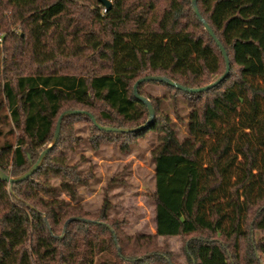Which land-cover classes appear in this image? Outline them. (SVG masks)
<instances>
[{
    "label": "trees",
    "instance_id": "1",
    "mask_svg": "<svg viewBox=\"0 0 264 264\" xmlns=\"http://www.w3.org/2000/svg\"><path fill=\"white\" fill-rule=\"evenodd\" d=\"M111 2L108 8L100 0H0V12L9 7L21 31L9 32L0 14L2 39L14 44L0 102L20 131L15 144L0 149L6 173L19 176L30 168L27 150L37 161L68 109L89 111L104 126L139 127L149 117L134 93L139 78L163 75L200 87L224 73L222 51L192 0ZM198 7L228 53L227 77L198 93L142 82L139 93L150 99L155 116L135 132L101 130L86 114L64 117L39 170L13 184L0 180V264H96L113 248L118 264H179L168 248L119 254L126 241L118 221L109 220L108 196L95 219L59 197L51 178L60 179L71 199L87 185L88 175L72 162L78 140L70 126L80 119L90 123L94 147L121 140L126 148L158 133L152 150L156 232L136 235L138 243L184 236L188 264H264V0H198ZM148 83L174 93L147 94ZM175 94L191 105L182 139L163 109ZM71 217L87 220L69 222L63 233Z\"/></svg>",
    "mask_w": 264,
    "mask_h": 264
},
{
    "label": "rangeland",
    "instance_id": "2",
    "mask_svg": "<svg viewBox=\"0 0 264 264\" xmlns=\"http://www.w3.org/2000/svg\"><path fill=\"white\" fill-rule=\"evenodd\" d=\"M1 13L3 27L8 28L9 32L20 33V23H14L10 8L2 5ZM2 36L0 34V81L4 79L6 72L4 66L8 61L10 62L8 59L14 51L12 39L5 42ZM143 90L154 96H169L174 93L168 87L155 83L146 84ZM2 98L0 90V99ZM163 109L175 122L179 137L181 139L187 137V122L191 111L189 101L183 95L175 94V97L164 101ZM7 113L8 109L0 102V149L3 145L15 144L20 133L10 119L6 118ZM70 127L73 136L78 140L72 162L77 164L81 173L88 175L87 185L79 186L77 197L71 199L60 189V179L51 178L54 189L59 192V197L82 211L80 214L95 219L101 213L104 199L108 196L111 202L108 211L109 220L118 221V227L126 241V251L123 254L122 248H119L117 251L119 254L126 257L138 256L168 248L173 251L176 262L188 264L185 251L188 237H157L152 241L148 239L137 242L136 235L156 232L155 203L152 197L155 191V164L152 150L157 144L158 133L151 131L145 136L135 138L126 148L121 147V140L114 143L100 141L94 147L91 139L94 131L87 120L75 121ZM27 154H30L29 158L32 160L29 164L31 167L35 162L34 157L30 150H27ZM262 236V233L257 232L256 239L260 240ZM248 246L247 240L241 242L243 251L249 250ZM106 259L111 263H120L114 248L109 254L98 257L96 264H102Z\"/></svg>",
    "mask_w": 264,
    "mask_h": 264
},
{
    "label": "water",
    "instance_id": "3",
    "mask_svg": "<svg viewBox=\"0 0 264 264\" xmlns=\"http://www.w3.org/2000/svg\"><path fill=\"white\" fill-rule=\"evenodd\" d=\"M104 5H106L108 8L111 7V0H100ZM192 5L194 7V10L196 12V14L198 15L199 19L202 21V23L204 24L205 28L208 30V32L210 33V35L215 39L217 45L220 47L222 54L225 58V62H226V69L224 71V73L222 75H220L216 80H214L213 82L204 85V86H200V87H188L186 85H183L177 81L172 80L171 78H168L166 76L163 75H148V76H144L139 78L135 84H134V93L135 96L141 100L142 102H144L149 110V117L148 120L141 126L139 127H113V126H104L102 124H100L97 119L95 118V116L90 113L89 111L86 110H80V109H68L66 111H64L58 121H57V126H56V130L54 133V137L52 140V143L50 145H48L39 155L37 161L35 163H33L31 165V167L24 172L23 174L19 175V176H12L8 173H6L1 167H0V180L2 181H6L9 182L10 184H13L15 182H20L23 180H26L27 178H29L32 174H34L37 170H39V168L42 166L48 152L50 151V149L57 143V140L60 136V131H61V124H62V120L64 117L69 116V115H74V114H86L89 117H91L93 123L95 126H97L99 129L101 130H105V131H112V132H135L137 130H141L144 127L148 126L154 119L155 116V111H154V107L153 104L151 103L150 99L145 97L144 95L139 93L138 90V86L139 84H141L142 82L145 81H162V82H166L171 86H174L182 91L185 92H189V93H198V92H203L206 90H209L211 88H214L215 86H217L218 84H220L229 74L230 72V59L228 56V53L225 49V47L223 46V44L221 43V41L217 38V36L215 35L212 27L209 25V23L204 19V17L202 16L199 7H198V0H192ZM30 157V154H28ZM31 159V158H30ZM73 220H87L85 218L82 217H71L70 219H68L65 222L64 225V232L66 231V227L67 224Z\"/></svg>",
    "mask_w": 264,
    "mask_h": 264
}]
</instances>
